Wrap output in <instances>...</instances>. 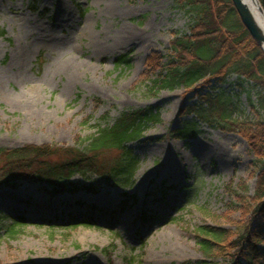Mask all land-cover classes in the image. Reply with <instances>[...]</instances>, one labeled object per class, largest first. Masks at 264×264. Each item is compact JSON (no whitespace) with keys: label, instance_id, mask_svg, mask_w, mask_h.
I'll return each instance as SVG.
<instances>
[{"label":"rangeland","instance_id":"rangeland-1","mask_svg":"<svg viewBox=\"0 0 264 264\" xmlns=\"http://www.w3.org/2000/svg\"><path fill=\"white\" fill-rule=\"evenodd\" d=\"M190 23L174 0H0V147L72 146L128 110L152 107L160 120L129 143L139 164L127 187L95 174H76L55 194L25 179L1 186L0 264L210 261L194 228L235 229L223 218L239 219L226 187L244 182L253 191L254 157L235 132L201 124L197 137L183 140L171 131L193 119L181 110L198 101L195 89L221 87L235 115L254 113L251 83L242 91L235 75L225 84L146 94L143 82L153 76L147 58L169 55L173 32L188 33ZM125 53L129 67L117 68L115 58ZM250 94L255 99V90ZM162 181L189 188L190 198L179 190L163 196L156 191ZM132 195L136 202L121 211Z\"/></svg>","mask_w":264,"mask_h":264},{"label":"trees","instance_id":"trees-1","mask_svg":"<svg viewBox=\"0 0 264 264\" xmlns=\"http://www.w3.org/2000/svg\"><path fill=\"white\" fill-rule=\"evenodd\" d=\"M259 3L264 10V0ZM174 4L191 15L188 33L173 32L169 55L151 53L147 58L153 76L143 82L146 94L156 96L162 90L176 88L191 90L202 81L206 86L212 81L225 84L228 76L235 75V86L240 90L245 91V82L251 83L247 101L254 113L253 118L235 115L236 104L221 87L206 92L195 89L198 101L181 110V115H192L193 119L171 131L173 138L183 140L197 137L201 124L235 132L247 142L254 157L253 191L248 194L244 182L238 190L226 187L233 197V203L227 205L235 206L239 219L223 218L235 229L206 224L194 228L201 253L210 259L195 264H264V52L241 23L231 0H174ZM129 62L128 53L114 60L117 68L129 67ZM252 89L255 99L250 94ZM159 121V113L146 107L122 112L112 124L98 125L95 133L85 138L77 136L72 146L44 143L0 147V187H12L25 179L43 184L51 193H61L76 174H95L107 183L127 187L139 164L129 143L142 137L148 123ZM165 183L162 181L156 189L163 196L179 190L190 198L189 188ZM135 202L134 195L125 197L120 210ZM142 217L145 219V215Z\"/></svg>","mask_w":264,"mask_h":264},{"label":"water","instance_id":"water-1","mask_svg":"<svg viewBox=\"0 0 264 264\" xmlns=\"http://www.w3.org/2000/svg\"><path fill=\"white\" fill-rule=\"evenodd\" d=\"M256 1L259 10L264 17V10L260 5L259 0ZM231 2L240 18L241 23L264 52V30L256 23L243 0H231Z\"/></svg>","mask_w":264,"mask_h":264},{"label":"bare ground","instance_id":"bare-ground-1","mask_svg":"<svg viewBox=\"0 0 264 264\" xmlns=\"http://www.w3.org/2000/svg\"><path fill=\"white\" fill-rule=\"evenodd\" d=\"M248 7L250 13L254 17L256 23L264 30V17L259 10L256 0H243Z\"/></svg>","mask_w":264,"mask_h":264}]
</instances>
